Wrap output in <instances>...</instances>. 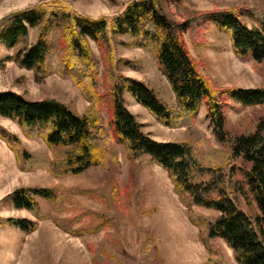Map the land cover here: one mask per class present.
Segmentation results:
<instances>
[{
    "label": "trees",
    "instance_id": "trees-1",
    "mask_svg": "<svg viewBox=\"0 0 264 264\" xmlns=\"http://www.w3.org/2000/svg\"><path fill=\"white\" fill-rule=\"evenodd\" d=\"M183 2L137 0L112 19H93L70 11L59 1H50L2 20L0 44L12 48L23 43L12 60L33 71L38 79L51 74L70 79L90 107L86 114L79 115L55 99L30 101L12 91L0 92V117L16 122L25 137L42 138L54 158L35 157L22 149L16 135L1 128L0 138L17 159L37 161L36 165L46 167L56 177L107 167L110 161H116V145H123L131 160L148 157L149 163L168 173L204 243L221 239L231 249L237 264H264V118L253 129L240 134L226 130L229 103L245 107L264 105V86L244 89L213 85L200 73L185 41L188 34L192 43L200 45L199 40L214 25L229 35L239 58L251 56L263 63L264 9L188 12L178 18L171 8L182 6ZM244 18L251 19L256 26L250 28ZM30 28L38 30L32 45L28 44ZM120 36L131 38L135 46L154 56L177 98L178 109L162 102L155 90L144 83L121 75V65H135L116 58L114 48ZM92 43L97 45L99 56L93 52ZM54 53L57 63L52 68L48 59ZM125 93L159 122L175 128L193 120L205 106L212 133L226 151L215 150L209 144L206 149L203 144L198 146L193 133L183 142L155 141L125 106ZM104 112L109 115L110 131L104 129ZM37 197L53 204L62 198L55 188L34 187L17 189L5 200L16 209L43 219ZM194 208L211 210L217 215L205 217ZM110 219L98 215L82 229L69 232L83 235L118 227ZM2 223L27 234L38 228L37 222L27 219L8 218ZM157 257L153 249H147L143 263L162 264Z\"/></svg>",
    "mask_w": 264,
    "mask_h": 264
},
{
    "label": "rangeland",
    "instance_id": "rangeland-1",
    "mask_svg": "<svg viewBox=\"0 0 264 264\" xmlns=\"http://www.w3.org/2000/svg\"><path fill=\"white\" fill-rule=\"evenodd\" d=\"M50 1H59L70 11L93 19H112L137 0H0V22ZM238 8L264 9V0H184L182 6L171 9L182 18L188 12ZM243 20L250 28L256 26L249 18ZM37 35L38 30L30 28L29 45L36 41ZM185 41L200 73L213 85L244 89L264 86V62L257 63L251 56L239 58L232 49L229 35L214 25H210L208 33L199 40L200 45L192 43L188 34ZM22 46L23 43L12 48L0 44V92L12 91L30 101L55 99L69 105L79 115L86 114L90 104L70 79L57 74L38 79L33 71L12 60ZM91 46L99 56L97 45L92 43ZM114 52L117 59L135 65H121V75L144 83L155 90L162 102L178 109L177 98L152 54L135 46L126 36L117 38ZM56 63L57 53L51 54L48 65L54 68ZM124 101L143 125L144 132L155 141L183 142L189 139V133H193L198 146L203 144L206 149L209 144L215 150L226 151L212 133L205 106L193 120L175 128L159 122L128 93L124 94ZM102 115L104 129L110 131L109 115L106 112ZM261 118H264V105L245 107L231 101L226 130L240 134L253 129ZM0 128L7 134L16 135L22 149L35 157L54 158L42 138L25 137L16 122L0 117ZM116 152V161H110L107 167L56 177L46 167L36 165L37 161L17 159L0 138V264H144L147 249H153L162 264H214L216 261L237 264L223 240L210 239L204 243L165 170L149 163L148 157L131 160L123 145H116ZM34 187L55 188L62 197L55 203L57 206L36 198L43 219L27 210L16 209L5 200L17 189ZM194 210L205 217L217 215L202 208ZM98 215L111 218L109 221L117 222L118 227L83 235L69 232L82 229ZM8 218L37 222L38 228L27 234L2 223Z\"/></svg>",
    "mask_w": 264,
    "mask_h": 264
}]
</instances>
